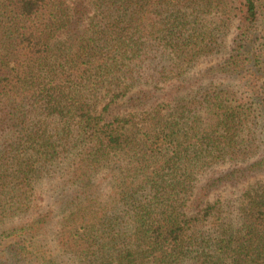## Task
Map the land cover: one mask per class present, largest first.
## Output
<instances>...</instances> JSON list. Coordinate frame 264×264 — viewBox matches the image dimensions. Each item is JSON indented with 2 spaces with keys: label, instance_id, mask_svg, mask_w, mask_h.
I'll return each mask as SVG.
<instances>
[{
  "label": "trees",
  "instance_id": "16d2710c",
  "mask_svg": "<svg viewBox=\"0 0 264 264\" xmlns=\"http://www.w3.org/2000/svg\"><path fill=\"white\" fill-rule=\"evenodd\" d=\"M0 264H264V0H0Z\"/></svg>",
  "mask_w": 264,
  "mask_h": 264
},
{
  "label": "rangeland",
  "instance_id": "374dc122",
  "mask_svg": "<svg viewBox=\"0 0 264 264\" xmlns=\"http://www.w3.org/2000/svg\"><path fill=\"white\" fill-rule=\"evenodd\" d=\"M218 61H220L219 58H215V59H210V60H206L202 63H200L197 67H195L193 69V71L187 76V79H190L192 81V83H194V87L198 88L202 83H206V81L209 79L212 80H217V81H221L224 82L226 84L230 83V84H234L237 83V81H233L231 79H222L220 77H215L214 78H204L202 79V77L206 76V72H208V70L212 67H216V65L218 64ZM197 79H200L202 81V83H198L197 84ZM41 195L44 197V201H41L40 203L42 204V206H44V208H48V207H52L55 210V215H54V219L52 221V223L49 225V227L47 228L45 234L42 236V241L44 243V245L48 248H50L52 251H55L57 253V246H56V232H57V227H58V222L61 218V211L58 210L57 205L55 204V198L57 196V193L55 192V190H51L47 185L44 186V190L42 191Z\"/></svg>",
  "mask_w": 264,
  "mask_h": 264
}]
</instances>
